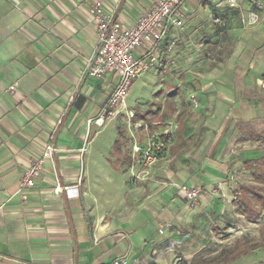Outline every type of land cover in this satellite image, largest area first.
I'll return each instance as SVG.
<instances>
[{"label":"crops","instance_id":"crops-1","mask_svg":"<svg viewBox=\"0 0 264 264\" xmlns=\"http://www.w3.org/2000/svg\"><path fill=\"white\" fill-rule=\"evenodd\" d=\"M95 1L0 0V264H113L117 260L158 264L161 256L172 251L166 243H157L160 226L180 223L186 213L178 205L177 199L184 198L176 196V180L195 181L207 195L215 186L226 189V163L236 152L245 158L242 167L264 158V151L254 152L251 147L264 138V128H253L264 122V0H256L259 5L240 0L233 9L219 0L183 4V27L197 21L195 16L203 14L201 6L207 2L220 6L214 13L219 21H213L216 35L230 38L223 48L231 53L227 71L216 70L214 79L205 78L197 86L201 98L203 89H209L211 117L177 118L183 141L190 143L186 161L192 168L188 170L179 164L178 152L172 156L169 149L155 166L142 168L138 157L115 138L109 122L89 126L118 81L113 74L96 79L88 72L96 48L88 9ZM98 1L104 14L124 27L134 25L141 12L156 2ZM237 13L255 23L228 29L223 18ZM240 71L245 77L236 74ZM14 83L16 89L9 93ZM231 123L233 143L223 132ZM243 125L251 126L250 136L242 138ZM107 129L112 135L105 138ZM216 133L220 134L214 137ZM239 139L243 142L237 143ZM48 144L54 153L23 201L18 192L21 173ZM142 171L169 181L149 183V190L156 191L146 193ZM57 186L77 188L78 194L72 199L54 194ZM157 191L163 193L158 196ZM212 198L204 196L196 210L211 207ZM150 232L156 235L154 241L148 239ZM151 255H157L156 260L151 261Z\"/></svg>","mask_w":264,"mask_h":264},{"label":"rangeland","instance_id":"rangeland-1","mask_svg":"<svg viewBox=\"0 0 264 264\" xmlns=\"http://www.w3.org/2000/svg\"><path fill=\"white\" fill-rule=\"evenodd\" d=\"M218 8H220L218 4L207 2L205 6H201L203 14L199 18L195 16L197 21L189 26L188 24H184V27L182 25L181 28L176 29V32L170 34L171 37L162 40L164 42L163 44L161 42L159 46L154 65L133 82L125 100L127 110L134 115L130 124H128L127 111H123L116 117L104 122L103 125L109 122L107 126L114 128L115 138L119 137L121 146H124L126 150L131 152L132 138L143 147L147 143L148 136L155 134L164 143V150L160 158L169 149L172 156L178 152L181 157L179 164L182 165L183 169L188 170L191 167V164H187L186 161L189 157L188 152L191 150L189 148L190 143L187 144V140L183 141L182 129L179 128L181 121H177V118L181 115L184 118L186 115L192 114L198 115L200 120H204L206 117L210 118L212 112L209 107L213 101L210 97L211 94L207 93L209 89H203L206 93H204L205 95L202 94L201 98L200 89L197 86L201 87V82L205 78L214 79V74L218 73L216 70L219 72L227 71V68L231 66L226 61L231 53L223 48V46H227L230 38H224L221 34L216 35L214 22L219 21L214 18V13ZM223 20L228 25V29L233 24L239 28H246L255 23L253 22L254 19L250 20V17L244 19L239 16V13L230 18L224 17ZM193 24L196 25L193 26ZM236 74L245 77L243 71ZM191 96L196 99V106L191 102ZM238 96L229 95L227 97ZM239 97L247 98L245 96ZM219 100L220 96L218 102ZM222 108H224L223 104ZM216 120L218 119L216 118ZM137 124H141L142 128L137 129ZM233 125L231 123L229 128L228 125L225 128L224 126L220 127V129L224 128L223 132H226L229 141L232 143L234 135L231 131L233 132L235 128ZM263 125L264 122H258L257 126L253 128H258L256 131H259L264 128ZM242 127V138L250 136L247 129L251 126L243 125ZM190 128L194 130L191 123ZM196 129H199L196 132L199 135L203 127L200 126ZM176 133L177 135H175ZM219 134L216 133L214 137L219 136ZM111 135V129H107L103 133L105 138L111 137ZM198 135L195 136L196 140L200 138ZM238 141L243 142L241 139L236 142L238 143ZM228 146L230 150H233L230 142ZM251 147H253L254 152L264 151V138L257 140ZM237 149L240 150L241 148ZM239 154L236 152L234 156H237L229 159V163H226V175H224L227 181L226 189L223 190L215 186L210 191L213 196L210 201L211 207L206 206L204 208L202 206L196 210L202 198L210 195L208 193L206 195L201 186V197L193 207H189L184 199L180 197L177 199L178 205L185 208L186 213H184L180 223L175 220L173 224L166 223L169 225L168 227H165L166 225L160 226L159 230L162 229L163 233H159L158 230L161 239L157 243L160 245L166 243L172 251L168 255L161 256V261L158 264H262L264 256V210H260L259 205L251 198L250 194L243 193V190L247 188L251 190L264 189V182L252 176V172H255L259 178H264V163L262 162L260 166L255 165L252 170L246 171L241 165L245 158ZM172 163L170 168L175 169ZM143 171L141 179L146 193L151 194L156 191L149 190V183L158 182L162 184L169 181V178L163 177L162 179ZM180 181L179 178L176 180V196L181 195L179 191L181 185H197L192 180H185L184 183H179ZM104 188L108 190L106 185ZM102 192L103 187H100L97 191L100 197ZM162 193L161 191L156 192L158 196ZM246 199L251 209L258 212L257 220L251 219L243 210L241 204ZM145 237L147 238V233ZM148 237L151 241L156 239L153 232H150ZM156 256L151 255L149 259L151 261L156 260ZM148 264L156 263L150 262Z\"/></svg>","mask_w":264,"mask_h":264},{"label":"built area","instance_id":"built-area-1","mask_svg":"<svg viewBox=\"0 0 264 264\" xmlns=\"http://www.w3.org/2000/svg\"><path fill=\"white\" fill-rule=\"evenodd\" d=\"M186 0H156L154 5L145 9L139 15L134 25L124 27L117 19H112L103 12L102 4L96 0L88 9V15L95 26L96 48L94 55L89 59V75L102 79L107 74L117 77V84L105 100L97 116L89 121L90 125L101 127L104 122L116 117L123 111H127L128 124L134 115L129 112L125 100L133 82L154 65L157 50L162 40L173 29H179L183 25L185 13L183 4ZM227 8H236L240 0H219ZM259 5L256 0H243ZM17 84L8 88L13 93ZM191 102L196 106L197 101L193 97ZM141 129V124L136 125ZM145 145L141 147L132 138L131 153L137 158V164L143 168L155 165L164 150V143L157 135L148 136ZM54 148L51 144L45 146L43 151L34 158L29 166L21 173L18 192L23 201L27 192L34 188L35 182L40 179L42 167L51 159ZM184 200L189 207H193L200 199L202 188L198 185L183 184L179 188ZM64 194L72 199L77 196V188H64L57 186L54 194ZM166 225L165 227H168ZM163 233V230H159ZM113 264H125L124 260H117ZM264 264V256L262 260Z\"/></svg>","mask_w":264,"mask_h":264},{"label":"trees","instance_id":"trees-1","mask_svg":"<svg viewBox=\"0 0 264 264\" xmlns=\"http://www.w3.org/2000/svg\"><path fill=\"white\" fill-rule=\"evenodd\" d=\"M262 162L264 163V158L259 159V160H254V161H247L243 164V167L246 171H250L253 169V166L255 165L260 166ZM252 176L255 177V179L257 180H262V182H264V178L262 179L259 178L255 172H252ZM243 193L250 194L251 198L259 205V209L264 210V189L251 190L247 188L243 190ZM241 205H242L243 210L247 212L248 216L251 219L253 220L258 219L257 218L258 212L251 209V207L247 203V199L244 200Z\"/></svg>","mask_w":264,"mask_h":264}]
</instances>
